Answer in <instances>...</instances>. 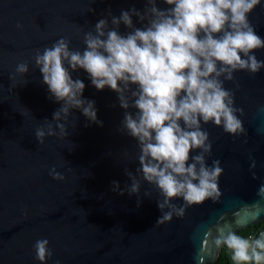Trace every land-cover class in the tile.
Returning <instances> with one entry per match:
<instances>
[{
    "label": "water",
    "instance_id": "1",
    "mask_svg": "<svg viewBox=\"0 0 264 264\" xmlns=\"http://www.w3.org/2000/svg\"><path fill=\"white\" fill-rule=\"evenodd\" d=\"M143 4L0 0V264H39L31 251L38 238H47L52 249V259L45 264L57 259L61 264H216L222 248L206 247L209 229L213 234L218 226L237 232L264 221V202L256 196L264 181V69L254 75L235 72L238 88L225 83L233 89L234 106L242 110L238 115L244 131L230 136L211 123L202 126L212 141L206 162L218 159L223 170L221 195L216 202L186 207L182 218L155 224L159 196L143 182L138 207L135 196L110 190L113 180L120 187L128 182L124 168L134 172L138 150L132 138L117 131L123 110L115 94L107 88L97 91L82 71L73 78L84 82L82 96L95 102L102 125L85 126L84 117L74 110L66 123V139L46 137L36 143L34 129L43 119L50 120L59 105L46 99L33 66L34 51L62 36L69 38L70 48H82L83 32L108 10L118 15L122 8L142 9ZM249 20L264 37V9L257 5ZM255 51L257 59L264 60V49ZM21 61L28 62V72L10 83L8 74ZM250 157L256 161L251 170L256 179L249 171ZM52 166L64 175L63 181L48 175Z\"/></svg>",
    "mask_w": 264,
    "mask_h": 264
},
{
    "label": "clouds",
    "instance_id": "2",
    "mask_svg": "<svg viewBox=\"0 0 264 264\" xmlns=\"http://www.w3.org/2000/svg\"><path fill=\"white\" fill-rule=\"evenodd\" d=\"M257 5L264 9V0H144L142 9L122 8L118 15L108 10L83 32L82 48H70L69 38L62 36L36 49L32 61L46 99L59 105L50 120L43 119V125L34 129L36 143L46 137L66 139V123L74 110L84 117L85 126L102 125L95 102L82 96L84 82L73 78L82 71L97 91L107 88L115 94L123 110L117 131L132 138L138 150L134 172L124 168L128 182L120 187L111 181L112 192L135 196L138 207L141 182L154 188L160 212L155 224L182 218L188 206L216 202L223 170L218 159L206 162L212 141L202 126L211 123L230 136L244 131L233 89L224 85L232 82L238 88L235 72L254 75L264 69V60L257 59L255 51L264 49V37L249 20ZM27 72L28 62H18L8 79L11 83L14 76ZM255 165L250 157V172ZM48 175L64 180L55 166ZM251 177L256 179L254 172ZM256 196L264 202V181ZM208 235L206 247L228 250L232 264H264V230L245 237L218 226ZM31 251L39 264L52 259L47 238L36 239Z\"/></svg>",
    "mask_w": 264,
    "mask_h": 264
},
{
    "label": "trees",
    "instance_id": "3",
    "mask_svg": "<svg viewBox=\"0 0 264 264\" xmlns=\"http://www.w3.org/2000/svg\"><path fill=\"white\" fill-rule=\"evenodd\" d=\"M261 227H264V221L261 222L260 224H257L255 226L249 227L247 229L239 230V231H237V233L239 235L247 237L248 234H250L251 232L256 231L257 229H259ZM216 264H232V262L230 260V253L228 252V250H226L224 248L221 249V251L219 253V256H218V259L216 261Z\"/></svg>",
    "mask_w": 264,
    "mask_h": 264
},
{
    "label": "built area",
    "instance_id": "4",
    "mask_svg": "<svg viewBox=\"0 0 264 264\" xmlns=\"http://www.w3.org/2000/svg\"><path fill=\"white\" fill-rule=\"evenodd\" d=\"M264 230V227H261L259 229H257L256 231L254 232H251L250 234H248V236H252V237H255L260 231ZM247 236V237H248Z\"/></svg>",
    "mask_w": 264,
    "mask_h": 264
}]
</instances>
